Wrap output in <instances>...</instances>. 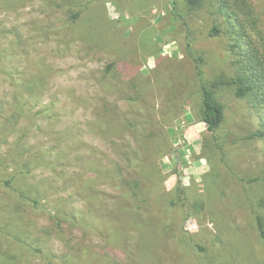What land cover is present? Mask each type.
Masks as SVG:
<instances>
[{
  "label": "rangeland",
  "instance_id": "rangeland-1",
  "mask_svg": "<svg viewBox=\"0 0 264 264\" xmlns=\"http://www.w3.org/2000/svg\"><path fill=\"white\" fill-rule=\"evenodd\" d=\"M74 1L0 0V123L17 95L26 104L0 146L4 166L16 149L44 156L28 179L83 217L47 242L53 264L69 254L75 264H264V140L248 139L262 104L224 87L221 127L210 131L198 114L195 58L208 81L236 74L228 35H210L224 21L217 6ZM251 2L247 27L264 59V0ZM27 215L39 228L51 221Z\"/></svg>",
  "mask_w": 264,
  "mask_h": 264
},
{
  "label": "trees",
  "instance_id": "trees-1",
  "mask_svg": "<svg viewBox=\"0 0 264 264\" xmlns=\"http://www.w3.org/2000/svg\"><path fill=\"white\" fill-rule=\"evenodd\" d=\"M77 1L75 0L74 2ZM186 1L191 9L197 8L207 0ZM212 1L217 6L220 16L224 17V21L216 23L211 29L210 35L216 36L221 32L228 35L231 51L234 53L232 64L236 68V74L232 77L225 76L208 81L205 79L204 68L200 61L203 58H195V60L198 59L196 61V76L199 81V92L201 95L198 114L200 120L207 125L208 129L216 132L225 120L226 104L220 97V91L224 87H232L235 95L239 98L259 100L262 104L261 109L264 110V59L261 57V52L247 27V21L249 20L247 15L252 19V21L250 20L251 23L255 25L251 0ZM245 9H247V13ZM80 15L79 11H72L70 18L77 21ZM37 83L39 82L33 81L32 87L29 88L30 91L36 90ZM16 99L11 116L5 119V124L3 123L2 125L0 123L2 128L0 146H2V143L8 142V136L15 131L16 124L20 122L25 113V102H22L18 95ZM12 119L15 121L12 122ZM9 127H11V130ZM23 132L24 134L26 133L25 130ZM248 139L264 140V120L259 129L249 134ZM17 146H20L19 142L15 145L16 148ZM16 150L18 152L14 153L13 157L9 154V161L5 166L4 159L0 155V185L7 189L5 193L7 197L0 194V264H30L31 259L35 256L42 257L48 262L47 264H53L52 257H54V254L47 248V242L55 233H64L63 224L65 221L74 222L75 218L83 219V217H78L76 212L66 208L63 204L50 205L41 196L42 194L40 193L42 191L39 184L32 183L28 179V175L33 173L36 167L43 165L46 160L45 157L37 155L32 159L29 155H25L24 152ZM10 168L12 169L11 172ZM132 182L135 185L133 193L138 197L141 188L139 180L135 179L130 183ZM125 184L128 185V179ZM141 200L143 202L146 199L141 197ZM128 207L132 208L131 206ZM49 209H51L50 212L48 211ZM29 210L33 212H38V210L48 212L51 218L50 223L45 227L39 228L36 221L30 219L27 215ZM83 222H86L85 219ZM108 222L112 230L120 228L118 225L120 224V217H110ZM257 222L264 238V217L258 214ZM115 232L120 235L117 231ZM70 248L76 252L82 251V249H75L73 246ZM93 253L96 252L93 251ZM106 257L108 255L104 256V259ZM76 258V255L69 254L64 263L75 264ZM109 264L112 263L109 262Z\"/></svg>",
  "mask_w": 264,
  "mask_h": 264
}]
</instances>
